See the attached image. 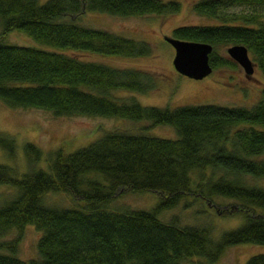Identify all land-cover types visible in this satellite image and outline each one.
I'll return each instance as SVG.
<instances>
[{
	"label": "trees",
	"instance_id": "trees-1",
	"mask_svg": "<svg viewBox=\"0 0 264 264\" xmlns=\"http://www.w3.org/2000/svg\"><path fill=\"white\" fill-rule=\"evenodd\" d=\"M235 5L264 6V0H197L192 6L196 14L220 22L180 25L172 36L210 43L212 68L235 65L217 54L218 45L244 44L264 75V18L225 12ZM179 7L162 0H0L3 33L18 29L55 48L0 40L4 104L44 109L55 116L148 120L170 125L177 134L156 137L146 134L145 126L137 132L108 131L71 152L56 149L48 154L47 169L33 168L20 176L0 163V184L16 189L0 203V250L6 251H0V264H182L189 256L215 260L232 245L264 244V185L248 182L250 177L264 178V90L251 107L141 105L115 91H149L154 86L150 73L61 51L149 55L151 48L143 41L83 26L73 18L84 10L136 16L176 12ZM0 148L12 156L13 138L0 133ZM23 150L32 161L43 155L30 143ZM124 190L156 192L160 200L151 210L118 212L103 206ZM50 191L66 192L82 203L79 208L46 204L43 196ZM190 195L233 199L234 208L228 211L241 213L243 223L214 238L207 226L159 217ZM27 224L41 235L36 256L22 259L16 250ZM12 229L18 230L17 236L2 240ZM245 264H264V253L251 255Z\"/></svg>",
	"mask_w": 264,
	"mask_h": 264
},
{
	"label": "rangeland",
	"instance_id": "rangeland-1",
	"mask_svg": "<svg viewBox=\"0 0 264 264\" xmlns=\"http://www.w3.org/2000/svg\"><path fill=\"white\" fill-rule=\"evenodd\" d=\"M46 0H39L40 3ZM175 1L180 7L176 12L158 14L150 13L136 16H118L99 11L84 10L73 19L76 23L91 28L105 29L115 34L147 43L151 53L146 56L103 55L85 50L64 49L61 51L82 60L100 61L122 68H136L152 75L153 87L145 93L136 91H115L119 97L133 98L141 105H154L173 109L182 105L212 104L219 106L251 107L261 97L264 90V75L254 65L251 75L245 74L243 68L234 62L227 53L232 44L216 47L217 54L235 65H221L212 69L202 79H194L177 72L172 64L174 48L164 40V36H172L173 28L180 25H208L219 23L218 19L196 14L192 6L197 0H162ZM226 13L251 14L258 13L264 18L263 5H235ZM72 18V17H69ZM0 40L5 44L31 46L46 50L55 48L37 42L28 34L18 29L3 33L0 22ZM60 50V49H59ZM252 58V55L249 53ZM145 126V133L163 138L177 137L174 127L167 124L152 125L148 120H131L121 117L104 116H55L50 111L39 108L9 107L0 100V133L13 138L15 148L12 156L0 148V163L12 166L20 176L33 168L47 169L48 154L58 148L71 152L86 146L108 131L137 132ZM30 143L42 151L38 160L27 159L23 146ZM209 172V170H207ZM195 175V174H194ZM252 184L264 185V178H248ZM16 189L0 184V203L10 198ZM194 198V199H193ZM203 199L199 196L182 198L180 202L159 213V217L168 222L175 218L180 225L207 226L214 238L222 232L240 226L244 216L239 212L228 211L234 208V200L213 196ZM160 200L159 193L151 191L120 192L103 206L108 210L124 212L126 210H151ZM46 204L63 208L81 205L82 202L66 192L50 191L43 196ZM79 208V206H76ZM18 230L12 229L2 240H11L17 236ZM41 231L32 224L24 226L16 250L19 258L29 259L36 256V244ZM6 252L5 250H0ZM264 253V244L242 243L232 245L223 250L215 259L209 260L200 256H189L182 264H245L254 254Z\"/></svg>",
	"mask_w": 264,
	"mask_h": 264
},
{
	"label": "water",
	"instance_id": "water-1",
	"mask_svg": "<svg viewBox=\"0 0 264 264\" xmlns=\"http://www.w3.org/2000/svg\"><path fill=\"white\" fill-rule=\"evenodd\" d=\"M164 40L174 48L172 64L177 72L194 79H202L211 73L213 68L209 62V54L213 46L210 43L184 40L167 35L164 36ZM227 53L243 68L245 74L253 73L255 64L244 44L230 45Z\"/></svg>",
	"mask_w": 264,
	"mask_h": 264
}]
</instances>
